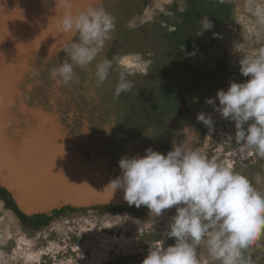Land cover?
Masks as SVG:
<instances>
[{"label": "rangeland", "instance_id": "obj_1", "mask_svg": "<svg viewBox=\"0 0 264 264\" xmlns=\"http://www.w3.org/2000/svg\"><path fill=\"white\" fill-rule=\"evenodd\" d=\"M99 1L90 5H102L115 17L114 39L92 64L76 67L77 80L66 86L58 85L50 76V69L65 60L66 53L60 51L53 57L47 50L33 53L35 59L20 71L26 74L20 86L21 96L10 101L8 95L3 116L0 114L3 124L9 120L6 134L2 131L8 161L3 160L2 164L13 162L15 153L22 162L23 152L28 163L39 161L31 154L29 158L30 144L40 140L41 145L56 149V137L59 143H72L73 151L83 158H97L91 164L74 165L100 171L109 183L106 170L116 178L121 175L118 161L122 156H144L148 148L166 155L172 150L173 141L179 144L185 139L183 127L190 126L197 137L191 147L210 159L232 165L234 171L264 193V158L254 153L242 157L233 138L234 122L222 118L205 102L216 98L219 90L226 91L231 82L249 79L240 73L239 60L264 46V33L258 36L252 24L242 27L235 21L242 12L243 0H199L201 12L197 0ZM57 12L53 11L55 17L42 30L49 31L50 24H58ZM201 13L209 20L222 21L203 31L205 19ZM31 27L25 31H31ZM105 58L113 61V68L108 80L97 86L96 63ZM124 59L135 68L124 67ZM184 69L192 71L191 83L179 92L185 111L181 108L178 112L180 107L173 109L171 112H175L159 130L142 127L140 120L127 122L128 105L138 106L143 101L145 108L149 109V104L159 107L169 93L167 74L175 77L177 70ZM121 72L134 85L131 91L121 94L124 100L114 96ZM200 112L213 117V131L197 121ZM85 123L86 135L82 134ZM94 198L101 197L84 200ZM93 207L73 206L47 225L30 229L0 200V264H142L150 245L167 247L175 243V238L167 237L175 207L159 217L149 210L142 217L125 212L102 214ZM258 245L245 255L251 256L253 264H264V237Z\"/></svg>", "mask_w": 264, "mask_h": 264}, {"label": "clouds", "instance_id": "obj_2", "mask_svg": "<svg viewBox=\"0 0 264 264\" xmlns=\"http://www.w3.org/2000/svg\"><path fill=\"white\" fill-rule=\"evenodd\" d=\"M56 4L63 9L58 22L61 33L73 34L74 38L62 45L67 58L50 69V76L58 85L66 86L77 80L76 67L92 64L114 39L117 23L102 5L73 13V0H56ZM203 19V31L211 29L212 22ZM235 21L242 27L252 24L258 36L264 33V0H243ZM239 65L240 73L249 79L231 82L226 91L219 90L216 98L205 102L222 118L234 122L233 138L242 157L254 153L264 158V46L241 57ZM112 68L113 61L108 58L96 63L97 86L108 80ZM133 86L121 72L114 96L119 98ZM196 119L210 132L214 130L211 115L200 112ZM191 129L183 127L185 139L179 144L173 141L166 155L148 148L144 156H122L118 161L121 175L105 190L113 194L123 190L130 206H146L155 217L176 208L167 231L175 243L150 245L142 264H253L245 253L259 246L264 237V193L232 165L191 147L197 139Z\"/></svg>", "mask_w": 264, "mask_h": 264}, {"label": "water", "instance_id": "obj_3", "mask_svg": "<svg viewBox=\"0 0 264 264\" xmlns=\"http://www.w3.org/2000/svg\"><path fill=\"white\" fill-rule=\"evenodd\" d=\"M82 0H73L75 2V7H72L71 11L73 13L78 12L79 10L85 9L88 6H91V2H96L98 0H90V2H79ZM101 2L103 0H100ZM99 1V2H100ZM89 3V4H87ZM43 9L44 17L53 18L55 15L53 11L57 12L58 8L56 4V0H0V75L2 74L4 77L0 76V98L5 96L4 92H6V85L11 88V93L9 94V100L12 101L19 99L21 96V83L25 78V75L20 73L17 77L14 78L9 77L10 74L6 72V64L11 61V59L16 56H20L23 59L22 68L26 65V68L29 67V61L35 59L32 55L34 52L40 51L41 54L45 53L47 50L49 53L53 54L52 57L58 54L62 50V45L65 42L70 41L74 38L73 34H54V36L49 35V31L36 29L33 32V37L35 40L39 39L42 44H32L27 47V49L22 46L21 36L15 31V24L18 23V15H22L23 20H25L28 24L35 25V8ZM63 11V9H61ZM58 13V12H57ZM12 18L13 23H10L8 20ZM44 18V19H45ZM7 21L6 27H4L3 22ZM5 29V30H4ZM20 45V46H18ZM46 46V47H45ZM38 47L41 49L38 50ZM25 63V64H24ZM21 68V69H22ZM9 81V82H7ZM4 94V95H3ZM10 114V113H9ZM8 114V116H9ZM6 115V114H4ZM9 122V120H8ZM6 120L4 124L1 122L0 126H2V131L6 134L5 129L7 128ZM56 149L54 150V155L56 157L54 170L58 169V165H73L76 162H84L85 164H91L93 161L97 160V158L93 157L92 160H87L83 158L81 154H77L73 151V144L67 143H59L56 140H53ZM63 159H60L62 158ZM13 162L6 164V166L0 167L1 169H5L7 174L0 175V186L6 189L12 196L17 208L26 216L39 215L44 213H49L55 209H61L64 207H73V206H99V205H124L128 204L124 199L121 200H112V199H103V198H94L91 200L84 199H73L69 195H58L51 194L49 192H44L38 202L32 203L35 191L33 195H29L23 193L22 188L19 186L21 179V175L24 174L25 179L30 180L31 178L36 179L37 176H34L35 172L32 174L25 167L22 166L21 160L19 159L18 154H14ZM18 163V167L22 170H16L15 164ZM107 175L109 180H113L116 177L108 170ZM109 171V172H108ZM48 174L44 171L42 176H46ZM45 179V178H44Z\"/></svg>", "mask_w": 264, "mask_h": 264}, {"label": "bare ground", "instance_id": "obj_4", "mask_svg": "<svg viewBox=\"0 0 264 264\" xmlns=\"http://www.w3.org/2000/svg\"><path fill=\"white\" fill-rule=\"evenodd\" d=\"M85 1L90 2V0H82L79 2H85ZM92 3L93 2H91L90 4ZM73 7H75V2L73 3ZM203 9L205 11L207 9V5ZM34 12L36 14L35 24H36L37 29L42 30L45 27H48L47 24H49L52 21L51 20L52 18L50 17L45 18L43 14V9H39L38 7L35 8ZM62 13L63 11L59 9L56 15L60 17ZM10 19L12 22L13 21L12 18ZM18 21L19 22L15 24L14 28H15L16 33L19 35V37L21 36V38H23L22 39L23 48L27 45L39 44L40 43L39 39L35 40V37L37 36L33 37V32H35L36 28H32L30 24H28L25 20H23L22 15L18 16ZM6 23L7 21L3 22L4 27ZM29 27H31V31L26 32L25 29ZM59 34L61 35L63 33H59ZM21 62H23V59L20 56H16L14 59L12 58L11 61H9L6 64V72L10 74L9 77L11 78H14L15 76L17 77L16 74H19L20 71L22 70L21 68L23 67ZM122 63H123V66L126 67L127 69H133V67L135 68V66L126 62L125 59L122 61ZM0 76L4 77L2 74ZM10 90L11 88L6 85V92H4V94L6 95L3 96V98L2 97L0 98V114L2 116H3L2 111L4 110L6 101L8 100V95H9ZM1 115H0V120L2 119ZM30 146H31L32 151L36 149L37 152L31 151L29 153V158L31 154V157L33 159L38 157L39 161L34 160L33 162L28 163V160L25 159L26 156L24 155V152L22 151L23 155H22L21 163H23L22 166H26L25 168L29 170L31 174L32 172H35L34 176H37V178L36 179L31 178L30 180H27L25 179L24 174H22L21 179H19V181L21 180L19 186L22 188L23 193H26L29 195H33L34 194L33 191H35L36 194L34 195L32 203L38 202L39 199L42 197L39 195H43L44 192H49L52 195L53 194L64 195V196L69 195L73 199H79V198L85 199V198H90L91 196L101 197L105 199H113V200L124 199L123 190H117L114 194L108 190H105V188L107 187L109 183H107L105 181V178L102 177L101 172L96 169L90 170L87 167H83L77 164L75 165L73 164L69 166L67 165L61 166L60 164H57L58 169L54 170L55 165L52 168V173L55 175L45 174L46 175L45 177L42 176V174L45 171L46 166L51 167L50 161L52 160L53 157H55L54 155L55 149L52 147L51 149L48 148L49 145L47 144L41 145L40 140L36 141V143L32 142ZM24 149L26 150V148ZM2 150H3V160L8 161V157L6 156V147H4L3 143H2ZM60 159H63V157ZM56 160L57 159H55L54 164L55 162H57ZM2 166H6V165L2 164ZM19 167L15 166V169L21 170L20 169L21 167L20 168ZM2 170L3 169L0 168V173H1L0 175H3L4 178H6Z\"/></svg>", "mask_w": 264, "mask_h": 264}, {"label": "flooded vegetation", "instance_id": "obj_5", "mask_svg": "<svg viewBox=\"0 0 264 264\" xmlns=\"http://www.w3.org/2000/svg\"><path fill=\"white\" fill-rule=\"evenodd\" d=\"M199 0H197V6L199 8L198 2ZM212 3V2H211ZM200 10V8H199ZM201 12V10H200ZM202 14V13H201ZM227 14H225V16L223 17V19L226 17ZM203 16V14H202ZM204 17V16H203ZM205 18V17H204ZM212 24H216L220 21H222V19L220 21H212ZM181 66H179L180 68ZM184 68H187L184 65ZM181 70V68H180ZM180 70H177V74L175 77L171 76L169 77V75L167 74V81H166V86H168V91L169 93L165 96V98L163 99V102H161V104L159 105V107H155L152 106L151 104H149V109L145 108L146 106V102L144 103L143 101L140 102V104L138 106H134L132 104L128 105L127 107V122H136L137 120L141 121V125L143 124L142 127H149V126H154L155 129L159 130L161 129L165 124H167V119H169L173 113L175 112H171L173 109H177L178 107H180L178 109L179 110L182 108V112L186 110V106L183 103L184 99H180L179 98V92L181 90H184V88L186 86H188L191 83L192 80V76L191 70H183V72ZM176 96H175V93ZM121 100H124L122 97H120ZM179 100V101H178ZM183 101V102H182ZM177 112V111H176ZM181 112V113H182ZM21 220V219H20ZM22 221V220H21ZM22 223L24 224V226L32 229V227H29V225L27 223H25L24 221H22Z\"/></svg>", "mask_w": 264, "mask_h": 264}, {"label": "trees", "instance_id": "obj_6", "mask_svg": "<svg viewBox=\"0 0 264 264\" xmlns=\"http://www.w3.org/2000/svg\"><path fill=\"white\" fill-rule=\"evenodd\" d=\"M237 77L235 76V79ZM0 200L4 201L6 203V206L8 209H11L22 221L27 223L29 227H32V229H38L41 226L47 225L52 218L55 216L63 215L65 212L70 211L71 207H64L61 209H55L52 212L39 214V215H32V216H26L23 214L20 210H18L11 194L4 188L0 186ZM92 209L99 211L102 214H115V213H129L132 215H136L138 217H142L147 214L148 208L146 206H141L137 208L134 205H99L94 206ZM50 215V217H49Z\"/></svg>", "mask_w": 264, "mask_h": 264}, {"label": "snow or ice", "instance_id": "obj_7", "mask_svg": "<svg viewBox=\"0 0 264 264\" xmlns=\"http://www.w3.org/2000/svg\"><path fill=\"white\" fill-rule=\"evenodd\" d=\"M61 33V29L58 27V24L53 23L49 25V35L52 34H59ZM55 157L52 158V160L50 161L51 163V167H47L45 168V171L49 174V175H55L52 173V168L54 167V161H55ZM2 162H3V150H2V126H0V166H2Z\"/></svg>", "mask_w": 264, "mask_h": 264}, {"label": "crops", "instance_id": "obj_8", "mask_svg": "<svg viewBox=\"0 0 264 264\" xmlns=\"http://www.w3.org/2000/svg\"><path fill=\"white\" fill-rule=\"evenodd\" d=\"M31 70V69H30ZM29 71V70H28ZM57 118V117H56ZM88 128H87V123L84 124V128H83V133L84 135L87 134Z\"/></svg>", "mask_w": 264, "mask_h": 264}]
</instances>
